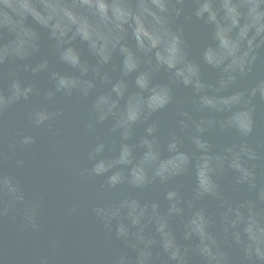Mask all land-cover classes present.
<instances>
[{
	"label": "water",
	"instance_id": "95a60500",
	"mask_svg": "<svg viewBox=\"0 0 264 264\" xmlns=\"http://www.w3.org/2000/svg\"><path fill=\"white\" fill-rule=\"evenodd\" d=\"M0 264H264V0H0Z\"/></svg>",
	"mask_w": 264,
	"mask_h": 264
}]
</instances>
